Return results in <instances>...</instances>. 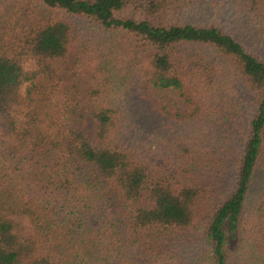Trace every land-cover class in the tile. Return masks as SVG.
I'll return each mask as SVG.
<instances>
[{
	"label": "trees",
	"instance_id": "trees-1",
	"mask_svg": "<svg viewBox=\"0 0 264 264\" xmlns=\"http://www.w3.org/2000/svg\"><path fill=\"white\" fill-rule=\"evenodd\" d=\"M0 8V264H264V0ZM67 17L103 39L80 74Z\"/></svg>",
	"mask_w": 264,
	"mask_h": 264
},
{
	"label": "rangeland",
	"instance_id": "rangeland-1",
	"mask_svg": "<svg viewBox=\"0 0 264 264\" xmlns=\"http://www.w3.org/2000/svg\"><path fill=\"white\" fill-rule=\"evenodd\" d=\"M5 0H0V3ZM8 1V0H6ZM3 10V8H0V11ZM56 16L60 15L58 13L54 14ZM68 20L72 23V29L73 34L76 37V48L71 56V63L76 64V66L79 68L78 72L80 74V71H84L87 66L88 62L86 60H89L93 57H96V54L92 53L95 49L99 50V47L97 48L96 45H101L103 39L101 35H97L96 28L92 27L88 20L83 18H77V17H67ZM100 52V51H99ZM81 59H83L81 61ZM102 68V67H101ZM101 68L99 71H102ZM123 82L121 79H117L115 82V86L111 93L116 96V93L119 94L117 91L118 89H122ZM218 131H214L213 134H209L207 131L202 133V137L199 138V142H203L202 145L208 146L212 140L217 139ZM233 163L232 158L225 159V164L227 165L228 174H230V171H232L231 165ZM19 225L21 226L23 231H28V225L26 221L21 220L19 221ZM191 242H192V250L183 244L185 243L183 239H180L179 237H174L173 244L178 247L179 249L183 250V253L186 255L187 259L191 257V254L195 251V249L201 244L200 238L198 237L199 234L191 233L189 234ZM108 247L112 248L109 252H105L104 248H106L105 244H102L101 250L97 251L96 254L93 256L92 261L85 259L82 257L79 253V258L73 261V264H124L121 261V258L116 254L115 248L117 245L113 246L112 244H108ZM127 257V256H126ZM130 264H136V262H139L141 264L148 262L150 264H156L158 261L162 260L163 257H158L155 253L154 255H148V256H136L135 258H129ZM170 262L171 259L169 258ZM94 262V263H90Z\"/></svg>",
	"mask_w": 264,
	"mask_h": 264
}]
</instances>
